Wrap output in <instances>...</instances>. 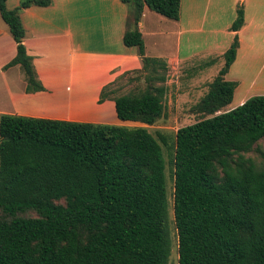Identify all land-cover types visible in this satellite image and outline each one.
Here are the masks:
<instances>
[{
  "label": "trees",
  "instance_id": "trees-1",
  "mask_svg": "<svg viewBox=\"0 0 264 264\" xmlns=\"http://www.w3.org/2000/svg\"><path fill=\"white\" fill-rule=\"evenodd\" d=\"M121 1L133 8L134 29L124 43L138 49L149 85L116 97L117 114L151 126L165 114L168 68L146 57L138 25L146 6L178 21L181 0ZM51 4L24 0L11 10L0 0V15L18 45L6 69L24 68L28 93L45 88L24 45L21 11ZM244 23L241 4L231 30ZM238 48L236 36L194 108L211 117L181 128L172 144L145 128L2 114L0 264H170L173 225L178 264H264V169L246 158L264 140V96L227 111L238 83L226 76ZM108 97L103 92L101 101ZM162 145L172 156L173 221ZM30 212L37 216L26 217Z\"/></svg>",
  "mask_w": 264,
  "mask_h": 264
},
{
  "label": "crops",
  "instance_id": "crops-1",
  "mask_svg": "<svg viewBox=\"0 0 264 264\" xmlns=\"http://www.w3.org/2000/svg\"><path fill=\"white\" fill-rule=\"evenodd\" d=\"M22 1L7 0V6L13 10ZM241 4L244 5L245 23L238 32H233L231 28ZM21 20L26 31L24 45L35 78L45 90L28 93L29 78L24 68L16 65L6 69L18 54V45L6 23L7 29L0 27V61H3L0 74L21 67L25 77L20 73V78L26 83L17 89L25 97L46 98L48 106L63 100L69 114L64 117L51 113L16 115L124 126L127 122L118 117L114 92L104 101L101 98L121 77L143 70L144 62L138 49L124 43L126 32L134 29L132 6L121 0H52L48 7L33 5L23 9ZM138 28L145 43L146 57L165 63L169 73L191 77L192 83L219 74L225 65L224 55L238 36L237 57L226 76L228 81L237 82L238 88L227 111L253 97L264 96V0H181L178 21L146 6ZM149 47L156 53L149 52ZM65 51L70 56L69 71L67 78L60 81L57 59ZM195 69L196 76L192 72ZM12 83L11 78L5 80L11 95L14 94L9 86ZM169 85L168 79L167 88ZM75 106L83 109L80 113L88 117H71Z\"/></svg>",
  "mask_w": 264,
  "mask_h": 264
},
{
  "label": "rangeland",
  "instance_id": "rangeland-1",
  "mask_svg": "<svg viewBox=\"0 0 264 264\" xmlns=\"http://www.w3.org/2000/svg\"><path fill=\"white\" fill-rule=\"evenodd\" d=\"M24 1V0H23ZM0 27L7 29L5 22L3 21L0 15ZM149 52L152 54L156 53V50L152 47H149ZM58 76L60 81H64L68 76L69 71V60L70 56L67 51L62 52L60 57H58ZM3 62L2 60L0 63ZM144 68V66H143ZM194 76H196V69L192 71ZM1 73V72H0ZM20 73L25 77V73L21 67H16L10 70L9 73L0 74V112L10 113V114H46L51 113L58 116H67L69 114V109L65 105L63 100H58L57 102L52 103L48 106V100L44 99H35L31 97H25L18 88H23L25 86V79L22 82L20 78ZM167 76L170 82L169 87L167 88V94L165 98V114L161 120H159L154 125H146L142 123L127 122L124 126L135 129V128H145L157 139L159 138L158 133L165 134L170 143H174L176 138V133L183 127L192 125L204 118H210L211 116L203 115L194 110L195 106L200 103V101L206 96L210 89L211 83L215 80L216 77L204 78L203 82L192 83L190 81L191 77L188 78L187 75H175L173 71L167 72ZM146 75L140 73H135L131 75H125L114 82L111 87L108 88V96L113 95V92L116 97L128 94H140L144 92L148 87V82L146 81ZM11 78L12 84H10L11 90L14 94H10L6 89L5 80ZM45 79L49 82L48 75H45ZM109 98V97H108ZM92 103V102H90ZM35 108H41L40 110H34ZM88 108H91V105H88ZM78 107L72 109L70 116L73 118H87L88 116L82 115ZM223 112V111H222ZM1 117V114H0ZM163 152L166 162V177H167V194L169 198V208L171 221L174 220V180H173V165H172V156L171 152L163 146ZM246 158H250L254 161L258 168L264 169V140L261 141L258 145L255 146L254 150L251 153L246 154ZM1 215V214H0ZM37 216L35 212H30L26 214V217H35ZM172 239H173V250L172 256L170 259V264H178L179 255H178V236L177 231L172 226Z\"/></svg>",
  "mask_w": 264,
  "mask_h": 264
}]
</instances>
